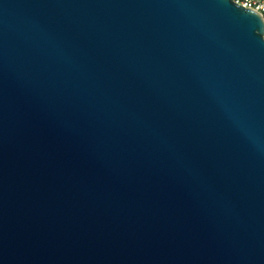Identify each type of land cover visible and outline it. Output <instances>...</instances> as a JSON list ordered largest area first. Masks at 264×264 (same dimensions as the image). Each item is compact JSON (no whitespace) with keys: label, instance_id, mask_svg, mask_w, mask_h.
Wrapping results in <instances>:
<instances>
[{"label":"water","instance_id":"95a60500","mask_svg":"<svg viewBox=\"0 0 264 264\" xmlns=\"http://www.w3.org/2000/svg\"><path fill=\"white\" fill-rule=\"evenodd\" d=\"M0 264H264L261 14L0 0Z\"/></svg>","mask_w":264,"mask_h":264},{"label":"built area","instance_id":"2783aa9c","mask_svg":"<svg viewBox=\"0 0 264 264\" xmlns=\"http://www.w3.org/2000/svg\"><path fill=\"white\" fill-rule=\"evenodd\" d=\"M245 8H251L261 14L264 19V0H233Z\"/></svg>","mask_w":264,"mask_h":264}]
</instances>
